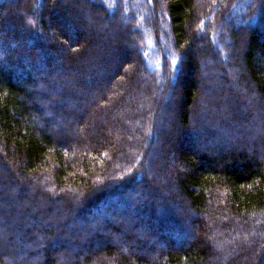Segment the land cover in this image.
I'll use <instances>...</instances> for the list:
<instances>
[{
    "label": "trees",
    "instance_id": "obj_1",
    "mask_svg": "<svg viewBox=\"0 0 264 264\" xmlns=\"http://www.w3.org/2000/svg\"><path fill=\"white\" fill-rule=\"evenodd\" d=\"M57 1L0 0V218L14 221L0 264H264V0H143L139 26V0ZM155 71L163 89L144 87ZM157 110L171 128L150 124ZM88 113L118 123L119 141L99 121L74 130ZM160 133L149 176L143 143ZM20 199L32 206L15 214Z\"/></svg>",
    "mask_w": 264,
    "mask_h": 264
},
{
    "label": "rangeland",
    "instance_id": "obj_2",
    "mask_svg": "<svg viewBox=\"0 0 264 264\" xmlns=\"http://www.w3.org/2000/svg\"><path fill=\"white\" fill-rule=\"evenodd\" d=\"M59 1H61V3H62V1L63 0H59ZM59 1H57V2H59ZM106 3H112V0H104ZM109 4H106V5H108L109 6ZM165 1H163V0H161V7H162V9L163 10H165ZM66 5H72L73 6V3H71V4H66ZM135 9H136V11H137V13H138V15H137V23H138V26L139 25H141L142 24V21H143V18H142V15L144 16V14L146 13V5H145V2L143 1V0H139L138 2H137V4H136V6H135ZM152 12L153 11H151L149 14H145L146 16H147V18H149L150 17V14H152ZM220 25H219V27H221V29H224V27L226 26L227 27V24H222V23H219ZM243 27V26H242ZM163 30H164V32L167 34V35H169L170 37H171V30H170V28L169 27H167V25H165V24H163ZM143 33H144V36H143V40H142V43H146L147 42V38H146V35H145V31L143 30ZM214 44H215V42H214ZM216 47L219 49V47L221 48V45H216ZM221 50H222V48H221ZM122 62V61H121ZM123 68H124V66H123ZM112 72V74L113 75H115V76H117L118 74H116V73H114V70H112L111 71ZM116 72V71H115ZM124 72L126 73V75H129L131 72H132V70L130 69V68H127V67H125L124 68ZM205 73V71L203 72V74ZM152 74V73H151ZM153 76H155V79L159 82V85H158V87H159V89H163V83H162V81H160V79L158 78V75H157V73H156V71H155V73H153L152 75H142V78H143V84H144V87H145V85L147 86V85H149L154 79H153ZM205 77H202V79L206 82V86L208 87V85H210V81H208L207 82V80H208V78H209V75L208 76H206V75H204ZM231 86H233L234 87V89H236V91H237V93H236V95H237V98L239 97L238 95H240V91H243V89H244V87H245V84L244 83H242V81L241 80H239V81H235V80H232L231 81ZM111 92H118L120 89H119V87H117L116 88V86H113L112 88H111ZM178 89H175V90H173V93H174V91H175V93H176V91H177ZM240 90V91H239ZM162 91H164V90H162ZM152 94H154V92H152ZM169 94V97H170V95L172 94V90L168 93ZM160 95V94H159ZM173 98H174V96H173ZM107 99V98H106ZM171 99V98H170ZM89 101V100H88ZM174 101L175 100H173V102H172V105H174ZM256 103V102H255ZM247 104V106H249L250 104H254V102H252V101H250V102H248V103H246ZM160 114H161V111H159V110H157V113H155L154 114V116H152L151 118H149V122H150V124L151 123H155L156 124V122L157 123H159V124H164L165 123V125L166 126H170V128L172 127V125H173V123H175V121H170V119L169 118H167L168 116H169V114H172V110L170 111H167V113L165 114V116H163L162 114V116L160 117ZM160 117V118H159ZM163 117V119H161ZM159 118V119H158ZM113 120V119H112ZM157 120V121H156ZM100 122L102 125H104L105 126V128H108L110 131H112L111 133H112V137H110V139H112L113 141H119V139H120V134L118 133V135H117V132H119V128H121L120 127V125L118 124V123H116L115 121H114V123L113 122H111V119H103V118H100L99 120H97V119H95V116L93 115V114H91V113H88L87 115L85 114V118H83L82 120H76V121H74L73 123H72V126H74V130L75 129H79L80 127H81V129L82 130H86L87 128H90L91 129V124L92 123H96V122ZM97 125V124H96ZM71 126V127H72ZM64 127H68V125L66 124ZM94 129H95V127H93ZM67 132H68V130H67ZM73 133V132H72ZM156 133V132H155ZM108 135H110V133H108ZM78 135H76V137H77ZM162 135H161V133L158 135V137H157V135H156V138H153V140H148L147 142H145V143H143L144 144V147H145V149L147 150V156H148V154H150L151 153V158H147L148 160L146 161V164H145V167H146V172H147V174L146 175H152V173L154 172V169H155V167L157 166V164H156V162L160 159V157H162V154H161V150H160V144H161V142H162ZM69 138L71 139H76V138H73V137H71V135H69ZM239 140H241L240 138H239ZM74 142H76V140H73ZM149 146H153L152 147V150L153 151H151L150 152V150L148 151V148H149ZM146 156V157H147ZM174 157L175 158H173V159H170V164L172 165V167H171V169L173 168V169H175V168H179V169H181V166L179 165V162H178V160H177V158H176V154L174 155ZM122 160V159H121ZM164 172L163 171H161V173H160V179L161 180H163L164 179V177H165V174H163ZM143 182H141V181H138V182H134L133 181V185H132V187H136V189L138 188L139 189V191L140 190H143ZM30 191L33 193V191L30 189ZM9 194H12V193H15V192H17V189H15V188H13L12 186L10 187V189H8V191H7ZM0 194H1V191H0ZM8 194V195H9ZM2 199H4L3 197H1L0 196V201L2 200ZM213 199V198H212ZM49 203V202H48ZM48 203H45L47 206H53V205H51V204H48ZM212 206L214 205V202L212 201V203H210ZM3 205V204H2ZM1 205V203H0V209H5V205H3L2 206ZM32 206V202H30V201H27V200H24V199H20V200H18V202L17 203H15V208H14V210H13V213H15V214H17V213H19L20 211H22V210H24V209H26V208H29V207H31ZM2 207H4V208H2ZM53 213V212H52ZM14 214V215H15ZM7 216H8V219H11V216L12 215H10V213L9 214H7ZM7 216H4L3 215V218H0V222H2V223H0V230H1V234H2V237L0 238L1 240H3V241H5V240H7L8 238H9V233L8 232H6L7 231V225L5 224L6 222H10V223H12V225L14 224L13 222V220L11 219V220H7ZM204 219H207V214L206 215H203L202 216ZM24 221V224H25V226L26 227H31V228H33V227H38V221L36 220V218H34V217H29V218H26V219H24L23 220ZM63 222H65L64 220H62V219H59V217H55L54 215L53 216H49L48 217V221L46 222V223H44L43 225V228H50V227H52V228H54V229H56L57 230V232H56V236H55V238H53V240H55V239H57V235H61V233H60V231H61V229L62 228H64V224H63ZM62 225H61V224ZM11 224H9V226H10ZM42 226V225H41ZM41 226H39V227H41ZM38 227V228H39ZM110 228V227H109ZM105 230L106 231H102V234H110L111 235V237H112V243L113 244H115V245H117L118 246V248H121L122 250H123V252L124 253H126V254H130L133 250H135L136 249V244L134 243V242H131V241H125L124 243L122 242V241H120V240H118L117 238L115 239V237H114V235L110 232V229H106L105 228ZM35 235V236H34ZM33 235V237H36L38 234L37 233H35ZM42 235H43V237H45V239L40 243V240H38V242L35 244V247L36 248H38L40 251H42V252H46V251H48V247H49V242H48V239H50L51 240V238H50V236H47L45 233H42ZM213 237V236H212ZM3 238V239H2ZM37 239H38V237H37ZM206 239V238H205ZM211 240V239H210ZM125 245L127 246V247H130L129 249L130 250H124V247H125ZM154 246H155V248H156V251H154V252H152V254H154V257H156L157 258V256L159 255L160 256V252L164 249V247H163V244L162 243H160V242H156L155 244H154ZM55 249H54V251L57 253H55V258L57 257H60L62 254H64L67 250H74V247H69V244H68V242L66 241V242H56L55 243V245L53 246ZM70 248V249H69ZM96 249H98V247H95ZM149 252H151V251H148V245H147V248H146V251H143V254L145 253V254H149ZM85 253H86V251H85ZM88 253V252H87ZM86 253V254H87ZM66 254V253H65ZM3 255H4V257L6 258V261H7V259H8V261L10 260V258L9 257H13V254H10L9 255V253L8 252H4L3 253ZM102 256H105L104 255V253H102ZM71 258H73V256L71 255V256H69L68 257V260H71ZM7 261V262H8ZM100 261V258H98V259H96L95 260V262H99ZM211 263H213V261L212 262H209V264H211Z\"/></svg>",
    "mask_w": 264,
    "mask_h": 264
}]
</instances>
